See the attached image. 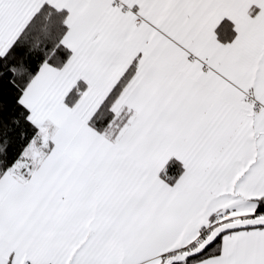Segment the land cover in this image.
<instances>
[{
  "label": "snow or ice",
  "instance_id": "obj_1",
  "mask_svg": "<svg viewBox=\"0 0 264 264\" xmlns=\"http://www.w3.org/2000/svg\"><path fill=\"white\" fill-rule=\"evenodd\" d=\"M0 264H264V0H0Z\"/></svg>",
  "mask_w": 264,
  "mask_h": 264
}]
</instances>
